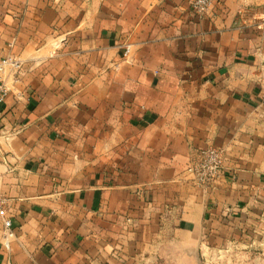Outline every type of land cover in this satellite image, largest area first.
Instances as JSON below:
<instances>
[{
  "label": "crops",
  "instance_id": "0c3cea01",
  "mask_svg": "<svg viewBox=\"0 0 264 264\" xmlns=\"http://www.w3.org/2000/svg\"><path fill=\"white\" fill-rule=\"evenodd\" d=\"M190 2L0 0V59L23 62L0 103V264H146L156 247L154 264H190L214 229L261 235L264 0L203 18ZM207 145L223 165L201 187L186 170Z\"/></svg>",
  "mask_w": 264,
  "mask_h": 264
},
{
  "label": "built area",
  "instance_id": "2783aa9c",
  "mask_svg": "<svg viewBox=\"0 0 264 264\" xmlns=\"http://www.w3.org/2000/svg\"><path fill=\"white\" fill-rule=\"evenodd\" d=\"M214 0H191L190 10L203 18L212 8ZM23 62L15 55H5L0 59V103L4 100L8 84H15L20 78ZM222 154L212 145H207L194 155L187 167V173L196 185L208 186L221 173ZM9 199L0 192V222L2 223V246L6 251L11 249L14 232L12 221L7 216Z\"/></svg>",
  "mask_w": 264,
  "mask_h": 264
},
{
  "label": "rangeland",
  "instance_id": "374dc122",
  "mask_svg": "<svg viewBox=\"0 0 264 264\" xmlns=\"http://www.w3.org/2000/svg\"><path fill=\"white\" fill-rule=\"evenodd\" d=\"M201 187L199 192L203 191ZM253 230L251 229V231ZM216 232L217 230L214 229L211 234L214 238L210 239L211 236L210 238L206 236L202 242L204 247L200 246L201 264H264V226L260 230L261 235L253 237L250 241L248 239L246 241L238 240L236 244H228L226 246H223V242L215 238L217 235ZM177 238L182 237L178 234ZM161 252L163 251L160 250V247L152 250V253L145 259L146 264L156 263ZM163 263H168L167 257L163 258Z\"/></svg>",
  "mask_w": 264,
  "mask_h": 264
},
{
  "label": "water",
  "instance_id": "95a60500",
  "mask_svg": "<svg viewBox=\"0 0 264 264\" xmlns=\"http://www.w3.org/2000/svg\"><path fill=\"white\" fill-rule=\"evenodd\" d=\"M199 247L200 244H196L195 246H191L186 250H181V253L183 255L182 257L184 258V255H186V257L190 259V264H201Z\"/></svg>",
  "mask_w": 264,
  "mask_h": 264
}]
</instances>
